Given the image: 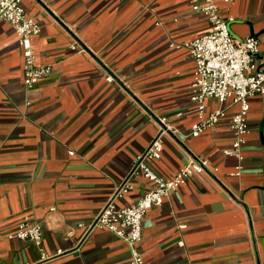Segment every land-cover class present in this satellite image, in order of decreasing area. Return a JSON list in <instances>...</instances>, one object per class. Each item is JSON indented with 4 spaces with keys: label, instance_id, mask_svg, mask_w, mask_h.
I'll use <instances>...</instances> for the list:
<instances>
[{
    "label": "crops",
    "instance_id": "obj_1",
    "mask_svg": "<svg viewBox=\"0 0 264 264\" xmlns=\"http://www.w3.org/2000/svg\"><path fill=\"white\" fill-rule=\"evenodd\" d=\"M24 4L41 26L36 62L52 73L27 86L18 34L0 23V264H130L124 240L88 225L162 117L170 127L157 170L170 177L192 156L209 165L147 212L144 264H264V94L250 99L240 157L224 153L240 111L232 99L207 98L203 114L225 116L191 135L200 117L184 43L210 28L192 0ZM218 4L236 38L264 34V0ZM260 54L264 70V42ZM148 185L137 177L119 204ZM23 218L42 226V248L10 235Z\"/></svg>",
    "mask_w": 264,
    "mask_h": 264
},
{
    "label": "built area",
    "instance_id": "obj_2",
    "mask_svg": "<svg viewBox=\"0 0 264 264\" xmlns=\"http://www.w3.org/2000/svg\"><path fill=\"white\" fill-rule=\"evenodd\" d=\"M223 1L230 3L235 0ZM24 2L25 0H0V23L8 22L15 28L24 57V82L32 87L52 73V66L36 62L33 40L40 34L41 26L34 17L28 15ZM192 8L206 17L210 28L205 34L184 43V47L195 62L191 100L196 104L200 117L193 124L191 135L199 136L208 125L217 124L225 116L224 109L204 115L207 98H215L220 102L232 99L234 103L240 105V111L231 117L230 126L234 132V141L232 147L226 149L224 153L240 157L248 132L247 114L250 99L264 94V70L259 69V63L253 56L261 52L264 34H249L243 38H236L229 28V19L222 13L218 0H192ZM107 80L111 82L115 77L108 74ZM167 127H170L167 117L160 118L158 134L134 158L128 172L95 220L88 225L89 232L109 230L124 240L130 248V264L145 262L140 245L143 238V221L147 212L154 206L162 205L173 191L185 184L195 173L205 171L209 165L208 160H197L192 156L170 177L159 172L156 163L165 152L163 137L167 134ZM137 177L145 178L149 183L148 187L135 203L120 205V199L134 189ZM10 235L30 240L42 248L44 239L42 226L29 218L20 220Z\"/></svg>",
    "mask_w": 264,
    "mask_h": 264
},
{
    "label": "water",
    "instance_id": "obj_3",
    "mask_svg": "<svg viewBox=\"0 0 264 264\" xmlns=\"http://www.w3.org/2000/svg\"><path fill=\"white\" fill-rule=\"evenodd\" d=\"M253 56L255 57V58H257V59H261L262 58V56H261V54L260 53H255V54H253ZM261 68V67H260ZM259 68V69H260Z\"/></svg>",
    "mask_w": 264,
    "mask_h": 264
}]
</instances>
